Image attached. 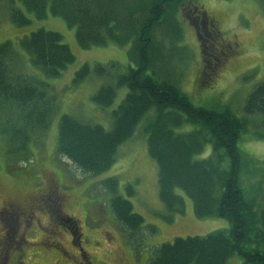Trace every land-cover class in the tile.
I'll return each mask as SVG.
<instances>
[{
	"label": "trees",
	"instance_id": "obj_1",
	"mask_svg": "<svg viewBox=\"0 0 264 264\" xmlns=\"http://www.w3.org/2000/svg\"><path fill=\"white\" fill-rule=\"evenodd\" d=\"M17 1L39 20L47 11L62 19L75 30L77 46L82 50L111 45L129 49L128 71L114 76V86H102L92 97L99 107H109L116 89H127L111 113V128L105 130L61 115L56 156L67 159L83 174L101 175L115 161L118 148L132 138L151 112L143 132L148 136V155L158 167V196L167 211L183 214L184 200L175 193L179 189L191 199L199 219L220 217L229 222L227 232L163 243L152 250L149 264H227L234 255L243 258L245 264H264V206L260 208L255 199H246L242 193L239 178L243 161L237 149L241 136L248 132L254 139L264 140V81L247 96L241 118L226 106L204 109L192 105L179 88L178 79L167 71L170 53L176 55V43L182 40L178 15L184 11L186 0ZM258 1L264 5V0ZM14 11L13 22L21 26L30 23L21 11ZM61 39L58 33L37 29L19 43L33 67L47 78H56L74 60ZM13 57L10 43L0 45V109L8 113L10 125L2 133L16 145L11 151L28 156L30 142L34 144L49 128L52 107L41 84L13 74L8 65ZM94 72L98 77L107 73L102 65ZM90 73L88 65H82L72 83L80 84ZM208 147L211 154L196 160ZM99 187L108 194L109 210L128 234L127 242L141 239L142 234H138L144 220L119 194L118 178H107ZM125 188L128 197L134 194L130 186ZM70 230L75 237V229ZM148 230L150 234L156 232L154 227ZM77 246L80 248L79 241Z\"/></svg>",
	"mask_w": 264,
	"mask_h": 264
},
{
	"label": "rangeland",
	"instance_id": "obj_2",
	"mask_svg": "<svg viewBox=\"0 0 264 264\" xmlns=\"http://www.w3.org/2000/svg\"><path fill=\"white\" fill-rule=\"evenodd\" d=\"M184 3V11L178 15L182 40L176 43V55L170 53L167 71L178 79L179 88L194 107L226 106L241 118L247 96L264 81V5L258 0H186ZM14 10L21 11L30 23L21 26L13 22ZM201 14L213 20L218 29V34L211 33L210 38H204L203 48L198 46L191 24L194 17ZM37 29L60 34L62 43L73 54V62L59 77L47 78L42 70L30 64L27 53L20 47L19 42ZM222 40L238 44L236 56L218 55L221 46H225ZM4 42L13 47L14 57L8 61L13 74L41 84L52 107L49 128L40 135L39 141L30 142L28 156L21 151H11L16 145L2 133L10 126L8 113L0 109V239L5 238L16 223H13L16 215L8 214L4 208L15 205L34 214L32 223L28 224L25 217L29 215L17 218L19 223L13 230L19 248H14L13 241L8 245L10 239L7 240V246L11 247L7 264H82L79 259L83 264H149L152 250L173 242L174 238L205 237L230 229L229 222L223 218L196 217L191 199L179 189L175 193L184 200L182 215H171L160 201L158 167L148 155V136L143 132L151 112L136 127L132 138L118 148L115 161L101 175L83 174L67 159L56 156L57 125L61 115L105 130L111 128V113L121 104L127 89L117 88L109 107H99L92 97L102 86H114V76L128 71L127 46L82 50L77 46L75 30L66 26L62 19L52 17L47 11L46 17L39 20L25 11L17 0H0V45ZM166 48H169L168 43H165ZM82 65H88L91 73L80 84H74L75 72ZM101 65L107 73L98 77L94 71ZM237 149L243 161L239 178L242 193L246 199H255L262 208L264 140L254 139L248 132L241 136ZM210 154L208 147L195 159L202 160ZM112 177L118 178L119 194L131 203L133 213L144 220L138 234H142L141 239L127 242L128 234L112 217L109 196L99 187L101 182ZM54 182L60 198L56 203L52 198V204L43 205L39 198ZM127 186L133 189L132 196L126 195ZM57 215L68 222L64 223ZM169 218L172 220L168 221ZM149 227H154L156 232L150 234ZM70 229H75V237ZM227 264L245 262L234 255Z\"/></svg>",
	"mask_w": 264,
	"mask_h": 264
},
{
	"label": "flooded vegetation",
	"instance_id": "obj_3",
	"mask_svg": "<svg viewBox=\"0 0 264 264\" xmlns=\"http://www.w3.org/2000/svg\"><path fill=\"white\" fill-rule=\"evenodd\" d=\"M194 27V35H196V37L198 38V46H200V48H203L204 45L201 44V42H206V40L204 38H210V36L212 34H215L216 32L218 33V29L216 28V23L213 22V20L208 19L206 15L201 14L198 16L194 17V22L191 23ZM212 33V34H211ZM222 44H225V46H221L222 51L220 50L218 55L221 56L222 54H227L229 57L231 56H236L234 53L236 52L237 48H238V44L233 43V45L231 44H227L224 40H222L221 42ZM219 58V57H218ZM216 58L215 61L218 63L219 59ZM54 198L55 201L54 203L58 202L59 198H60V194L59 191H57V187L54 183H50L49 185V189L46 190V193L43 194L40 198L39 201L40 203H42L43 205H46L48 203L52 204L53 202L51 201V199ZM24 209L18 208L17 206H8L6 208H4V211L7 212L8 214H13L16 215L15 218L13 219V223H19V219H17L19 216H23L24 214L29 215L27 217H25L27 219L26 223H32L33 221V217L34 214L31 211H23ZM57 217L59 218V216L57 215ZM63 220V219H62ZM15 223V224H16ZM15 224H12V228H9V232L8 234H6L5 238L3 236V239H0V242L4 241L5 243H2V245L0 244V264H7L6 262H8V254L10 252L11 247L7 246V240H9V244H11V241H13V244H15V247L13 245L14 248H19L18 247V241L15 239V231L13 230V228H15ZM5 234V232H3V235ZM73 236V235H72ZM7 237V238H6ZM80 247V244H79ZM80 258V255H79ZM22 259V258H21ZM3 260V262H2ZM21 261V260H20ZM79 263H82L81 260L79 259Z\"/></svg>",
	"mask_w": 264,
	"mask_h": 264
}]
</instances>
